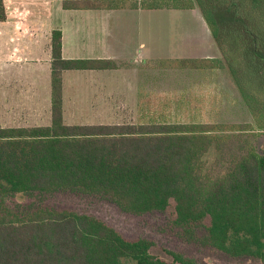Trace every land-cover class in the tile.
<instances>
[{"label": "trees", "instance_id": "16d2710c", "mask_svg": "<svg viewBox=\"0 0 264 264\" xmlns=\"http://www.w3.org/2000/svg\"><path fill=\"white\" fill-rule=\"evenodd\" d=\"M112 2L66 0L63 8L128 6ZM129 7L197 9L219 56L155 62L166 68L225 69L253 121L68 125L63 74L112 71L125 64L65 59L62 32L54 30L50 124L0 127V264H169L152 253L153 241L126 238L95 216L7 204L18 196L58 193L95 197L133 216L172 206L173 232L182 242L264 264V152L255 144L264 133V0H141ZM6 20L0 0V23ZM212 149L218 156L209 165ZM166 253L175 264H198L179 252Z\"/></svg>", "mask_w": 264, "mask_h": 264}, {"label": "rangeland", "instance_id": "374dc122", "mask_svg": "<svg viewBox=\"0 0 264 264\" xmlns=\"http://www.w3.org/2000/svg\"><path fill=\"white\" fill-rule=\"evenodd\" d=\"M26 1L29 10L24 8L20 10L22 12L28 10L27 18L32 22L42 20V23H46L50 10L53 12L52 21L55 24L64 26L67 32L72 28L74 20L73 18L67 20L68 16L64 14L60 0H41V3L36 4L32 0ZM108 1H114L112 3L127 1L126 5H128L125 8L112 9L115 11L112 14L114 19L112 27L115 30L113 29L111 38L108 40H111L117 52L123 53L126 59L129 52L131 56L139 54L140 51L136 49L139 44H146L151 59L142 58L134 65L125 64L118 70L94 72L96 74L87 71L65 72L63 80L68 88L67 93L77 92V90L81 92L77 97L75 94H69L64 101L66 124H136L139 122L246 124L253 121L239 90L225 69L166 68L155 62V60L166 59L172 54L184 56V58L205 59L202 57L209 55L218 57L219 49L203 17L166 9L147 10L141 13L129 7L131 1L136 0ZM39 4L42 6H35ZM89 22L95 27L105 24L103 18H95ZM7 25L0 24V28L4 30L3 38H0V127L45 125L47 118L44 113H32L26 105L22 106L26 111L19 117L10 116L11 120H9L8 116H5V75L8 74V68L12 67L9 63H26L25 53L12 55V50L5 49V44L13 47L12 37L8 39L5 34ZM92 40L89 43H101L98 39ZM137 42L140 43L137 45ZM76 45L79 47L80 41H77ZM21 54L23 57L20 56ZM147 62L149 63L143 65ZM17 66H20L17 67V71H22L21 65ZM29 66H22L25 68V75L30 74L29 70L36 71L34 66ZM30 76L27 75V77ZM75 85L76 89L73 90L71 87ZM255 144L258 152L263 153L264 133L258 134ZM217 156L218 153L212 149L206 156V161L212 165ZM7 204L16 209L18 206L42 204L58 210H72L95 216L114 227L126 238H145L153 241L155 247L152 253L167 260L169 264L175 263L166 251L179 252L194 259L198 264H261L255 259H235L209 247H197L182 242L173 232L172 222L175 214L172 206L163 213L133 216L123 213L110 202L74 193H58L48 197L18 196L9 199Z\"/></svg>", "mask_w": 264, "mask_h": 264}, {"label": "crops", "instance_id": "0c3cea01", "mask_svg": "<svg viewBox=\"0 0 264 264\" xmlns=\"http://www.w3.org/2000/svg\"><path fill=\"white\" fill-rule=\"evenodd\" d=\"M7 20L3 23L8 24L5 26V34L8 39L12 37L13 47H9L8 44H5V49L9 48L12 50V55L20 54V52L25 53V61L21 62L22 64H17L18 62L9 63L12 67L8 68V74L5 75V116L7 115L9 120L10 116L19 117L22 112H25L26 109L23 108V105L28 106L27 109L32 113H44L47 118V123L50 124L51 118V36L54 30H60L63 35V57L65 59H108L114 60L121 64H135L139 59H151L149 52L147 50L146 44H139L137 51L139 54H133L131 56H124L123 53H119L116 50V46L111 44V34L113 31L112 14L115 12L113 10H67L63 8V3L66 0L61 1V7L64 10V14L67 15V20L73 18V25L69 32L65 29L64 26H58L52 21V13L49 10V18H47L46 23H42L27 18L28 7L26 6V0H4ZM33 3H41V0H32ZM141 1V0H136ZM44 4V3H43ZM36 7H41L40 5H35ZM20 8L28 9L20 10ZM51 9V8H50ZM138 12H143L147 10L134 9ZM98 11V12H97ZM173 11V10H170ZM179 12H188L202 18L201 13L197 10H175ZM174 11V12H175ZM22 16V17H20ZM102 16V17H101ZM95 18H103L104 25H95L91 24L89 21L94 20ZM0 23V24H3ZM7 28V29H6ZM207 29V28H206ZM115 30V29H114ZM208 30V29H207ZM4 30L0 28V38H3ZM93 41L92 39H98L101 41L99 44L89 43L87 41ZM6 39V37H5ZM143 39V37L141 38ZM80 41L81 45H76V42ZM6 43V41H5ZM76 45V46H75ZM141 47V48H140ZM141 49V50H140ZM34 52V53H33ZM23 57V55H20ZM166 58H184V56H177L172 54ZM185 58H201V57H185ZM202 58H216L209 55ZM21 65L22 71L18 72V68ZM31 66L36 69V71H30V74H24V67L22 66ZM15 66V67H14ZM29 66V67H30ZM28 71V70H27ZM82 72V71H81ZM86 72V71H85ZM87 72H102V71H87ZM96 74V73H94ZM27 75H31L27 77ZM64 83V101L69 96V94L77 97L78 93L72 91L67 93V86L65 81ZM76 89V85L71 87ZM76 102V101H75ZM34 126H42L40 124ZM9 127H24L19 125H9Z\"/></svg>", "mask_w": 264, "mask_h": 264}]
</instances>
